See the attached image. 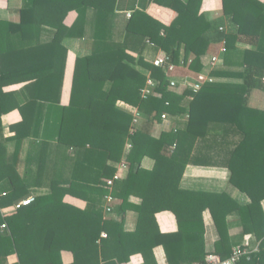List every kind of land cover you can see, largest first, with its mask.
Returning a JSON list of instances; mask_svg holds the SVG:
<instances>
[{"label": "trees", "instance_id": "16d2710c", "mask_svg": "<svg viewBox=\"0 0 264 264\" xmlns=\"http://www.w3.org/2000/svg\"><path fill=\"white\" fill-rule=\"evenodd\" d=\"M203 1L154 0L177 11L170 26L152 18L146 5L133 11L127 25L139 44L149 38V43L162 49L176 65L182 58L186 62L192 59L189 66L197 71L203 69L201 58L212 46L224 43V63L212 70L219 81L197 92L191 83L172 87L165 68L146 62L143 55L132 56L129 47H135L123 43L109 44L77 60L72 102L61 109L59 150H103L107 158L100 176L114 179L116 165L130 142L132 149L125 164L128 174L115 180L112 188L76 179L74 170H66L72 158L54 160L46 152L35 158L27 153L19 155L10 146L26 139L25 128H16L15 135L6 137L1 118L17 107L13 95L2 93V85L18 76L13 81H26L30 75L37 90L55 92L60 82L62 85L67 59L62 41L74 35L89 8L97 11L98 21L108 22L116 0H29L19 11V23L0 21V41L12 35H19L23 41H39L45 28L54 35L49 46L19 51L15 61L0 48V264L14 254L18 256L15 264H63L64 251L72 252L76 263L86 259L95 264H125L131 256L142 254L144 264H158L154 255L157 246L164 247L168 264H205L206 207L220 235L215 252L220 260L229 259L233 247L241 246L245 235H254L261 241L258 251L240 256L236 264H264V110L248 103L253 90L264 88V3L222 0L224 17L235 27L226 31L214 27L200 13ZM73 10L79 12L78 22L68 28L65 20ZM238 42L253 49L240 50ZM108 63L112 64L109 76L93 78L91 67ZM149 78L156 86L144 97L141 90ZM223 78H239L242 83L225 82ZM107 81L111 88L104 95ZM57 96L36 95V102L41 99L46 103L50 98L52 103H59ZM119 101L142 113L141 125L134 122L130 112L118 107ZM33 105L21 110L26 118L34 116L27 114L36 109ZM185 113L189 119L184 129L177 127V121L159 138L153 136L155 125ZM145 157L155 161L151 170L142 167ZM190 165L227 168L230 183L246 194L250 203L241 205L226 192L214 196L181 190V180ZM6 184L9 187L3 188ZM85 194L120 199L121 221L105 220L102 211L82 210L64 202L66 195ZM131 195L140 199L139 203L132 202L139 215L134 232L125 230ZM30 197L34 199L30 204L13 210ZM161 211L175 214L178 232H160L156 214ZM236 215L243 229L234 238L228 220ZM4 224L7 227L3 228ZM102 233L108 237L102 239ZM99 239L101 252L97 249Z\"/></svg>", "mask_w": 264, "mask_h": 264}, {"label": "crops", "instance_id": "0c3cea01", "mask_svg": "<svg viewBox=\"0 0 264 264\" xmlns=\"http://www.w3.org/2000/svg\"><path fill=\"white\" fill-rule=\"evenodd\" d=\"M168 3L174 0H164ZM187 2L188 0H183ZM264 3V0H259ZM29 4V0H0V21H6L11 23H19L20 14L19 11ZM147 6L146 12L152 17L160 21L161 23L170 26L178 16V13L173 8L162 6L154 2V0H116L114 12L111 13V17L104 21L99 19L97 11L89 8L85 12V20L81 23L78 29H75L74 35L67 36L62 41V46L67 51L66 66L64 71V77L60 84L57 85L55 92L58 94L60 102L52 103L50 98H47L48 102L38 99L36 102V95H43L48 97L56 98V93L52 90H42L43 93L35 86V79L29 75V79L26 81H13V79H18V77L10 78L9 83L2 85V93L6 95H13L12 97L17 102V107H14L9 113L2 116V126L4 135L10 137L15 135L16 128H25L26 139L11 145V149L19 153V155L30 154L31 157L35 158L41 154L48 153L51 159L57 160L58 158L67 157L72 158L70 162L67 163L66 170H74V177L83 182H87L94 185H99L106 188L107 182L111 179L102 178L101 171L106 162V155L103 150L92 149L89 147L78 149L74 151L72 148L64 150H59L58 141V127L59 119L61 115V109L67 107L72 102L73 93V83L74 75L76 69V63L79 58L89 56L97 49L106 48L109 44H119L123 43L126 46H134V48L129 47V54L134 57L138 55H143L145 61L152 64V61L163 54V50L158 46L149 43V38L144 41L143 44H139V40L134 36V33H130L127 29L128 22L131 17L128 13L133 14L135 9H140L141 6ZM201 14L204 15L208 22H211L214 27L219 26L226 31L234 30L235 27L231 25L228 18L224 17L223 14V1L222 0H204L201 7ZM79 12L73 10L68 14L65 20V25L68 28H72L78 22ZM80 23V22H79ZM106 32V34H105ZM53 31L45 28L41 31L39 41L28 40L23 41L19 35H12L11 38L1 39L0 48L5 52H8L9 59L15 61V57L18 60L19 51L22 50H33L39 45L49 46L53 41ZM136 38V39H135ZM137 47V49H136ZM157 47V48H155ZM237 47L240 50H252L253 46L250 44L238 42ZM224 48V43L213 45L210 51L201 58L203 69L200 71L193 70L189 65L186 67H179L173 78L180 84H193L196 81H202L204 84H211V80L219 81V79L213 77L212 70L217 65H223L225 53L222 52ZM184 56V52L181 53ZM218 58L219 62L213 67L210 66V62L214 58ZM6 61L4 59V62ZM2 66V61L0 57V69ZM91 73L93 78L95 77H108L112 71V64L95 65L91 67ZM148 76L150 75L147 72ZM181 79V80H180ZM222 81H231L236 83H242L239 78L231 79H221ZM190 81V82H188ZM111 88V83L107 81L103 88L104 95L107 94L108 90ZM183 91V87H180ZM192 98V97H189ZM249 106L264 110V88L255 89L251 92L248 97ZM36 102V103H35ZM8 106L11 103H6ZM33 105L36 108L34 111H28L27 114L34 113V116H28L26 118L25 114L22 113V109ZM118 107L130 112L134 119L139 113L138 125L143 122L142 113L139 110L122 101L118 102ZM32 108V109H33ZM97 108V107H96ZM98 109V108H97ZM22 110V111H21ZM102 110V109H100ZM42 111V112H41ZM29 119V120H28ZM189 115L187 113L180 116L168 117V119L163 120L161 123L155 125L153 129V136L159 138L161 134L167 131L171 123H177L178 128L184 129L186 123L188 122ZM135 124V123H134ZM132 149L130 142L126 144L124 155L122 160L116 165V175H123L125 178L128 172V166L126 164L127 156ZM62 151L64 152L62 154ZM155 161L149 157H145L142 162V167L151 170L154 167ZM123 166V167H122ZM124 168V169H123ZM127 168V169H126ZM121 170H123L121 172ZM9 187L8 184L4 185L3 188ZM180 189L186 192H197L206 193L210 195H220L226 192L232 196V198L241 205H246L250 203L249 197L241 192L239 189L232 186L230 183V171L227 168L209 167V166H193L190 165L186 168L183 178L180 183ZM32 198V197H30ZM209 201L213 198H206ZM131 203H139L140 199L131 195ZM64 202L80 208L82 210H99L103 212L105 220H114L120 222L122 218V213L120 210L121 200L114 198L113 201H108L107 197H101L97 194H85L83 197H75L72 195H66ZM210 203V202H208ZM207 203V204H208ZM206 204V205H207ZM205 205V206H206ZM133 203L129 207L125 215V230L128 232H134L138 225V213L133 208ZM262 207L264 210V201L262 202ZM111 208V211H108ZM13 210L14 206H13ZM204 225L206 229L205 234V245L206 252L208 256L215 255L217 244L219 243L220 235L217 230L214 218L209 208L206 207L203 212ZM233 226L231 227L230 235L232 237H237L241 234L242 227L238 225V216H232L228 220ZM157 227L163 234L176 233L179 230V224L175 214L171 211H161L156 214ZM103 234V233H102ZM102 237V235H101ZM102 239H104L102 237ZM261 241H258L254 235H245L243 237L242 245H236L235 248H245L250 253L257 252L259 249ZM102 241L99 239L97 241L98 252H101ZM154 255L158 264H168L167 256L163 246H157L154 249ZM86 259H81L80 264H95L94 261L85 262ZM63 264H79L75 262V255L70 251H64L62 253ZM18 262V256L16 254L9 256L6 261L2 264H15ZM125 264H144V257L142 254H135L131 256L130 261Z\"/></svg>", "mask_w": 264, "mask_h": 264}, {"label": "built area", "instance_id": "2783aa9c", "mask_svg": "<svg viewBox=\"0 0 264 264\" xmlns=\"http://www.w3.org/2000/svg\"><path fill=\"white\" fill-rule=\"evenodd\" d=\"M128 16L131 17V13H128ZM223 52L226 51L225 48L222 49ZM214 62H212L211 64H216V60L215 58L212 60ZM192 63V59H189L188 62L185 61L184 58H182L179 62V65H176L171 57L167 54H162L161 56H158L156 57L153 61H152V65H154L155 67H163L165 68V70L168 71V76H169V79H170V83H171V86L174 87V86H177V84L179 83L176 78H173L174 77V74H176L177 72V69L179 67H186L188 66L189 64ZM210 82H213L212 80ZM155 81L151 78L148 79L147 81V85L141 90V93L144 97L148 96L151 94L153 88L156 86L155 85ZM203 82L202 81H196L192 84L193 86V90L195 92L201 90V88L203 87ZM139 117H140V114L138 113L134 119V122L135 123H138L139 122ZM164 119H166V116L164 115L163 116ZM126 166V165H124ZM120 177V174L118 175H115L114 179H112L111 181L107 182V188H112L113 187V184H114V181L119 179ZM4 194V193H3ZM113 197L111 196H107V200L108 201H113ZM34 199L33 198H30V199H25L23 201H21L20 203H17L15 206H14V209L16 210L17 208L21 207L22 205H28L30 204ZM108 211L110 212L111 211V208H108ZM7 227L6 224L3 225V228ZM102 237L103 238H107L108 235L106 233H103L102 234ZM247 254H250V252L248 250H243L241 248H235L234 251H233V255L227 259V260H220V258L216 255H210V256H207L206 258V262L205 264H236L238 259L240 258V256H243V255H247Z\"/></svg>", "mask_w": 264, "mask_h": 264}, {"label": "rangeland", "instance_id": "374dc122", "mask_svg": "<svg viewBox=\"0 0 264 264\" xmlns=\"http://www.w3.org/2000/svg\"><path fill=\"white\" fill-rule=\"evenodd\" d=\"M212 60H213V59H212ZM212 60H211V62H210V66H211V67H213V65H214V64H211L212 62H214V61H212ZM215 60H216V64H217V63L219 62V59L215 57ZM174 75H178V73H177V74H174ZM180 80H181V79H180ZM122 167H123V166H122ZM123 169H124V168H123ZM126 169H127V168H126ZM122 171H123V170H121V172H122ZM124 171L128 172V170H124ZM122 176H123V175H120L119 179H121Z\"/></svg>", "mask_w": 264, "mask_h": 264}]
</instances>
